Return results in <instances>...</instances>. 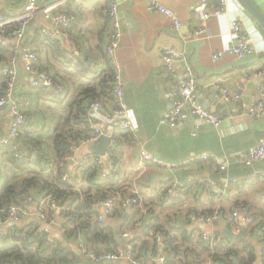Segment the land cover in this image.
<instances>
[{"label":"crops","instance_id":"crops-1","mask_svg":"<svg viewBox=\"0 0 264 264\" xmlns=\"http://www.w3.org/2000/svg\"><path fill=\"white\" fill-rule=\"evenodd\" d=\"M37 1L40 5L55 2L59 8L70 13L72 17L70 35L76 38L79 47L74 51L66 37L61 34H56L55 37L45 36V31H53L54 27L44 15H37L31 20L24 46L37 51L40 56L39 64L44 69L42 71L48 70L46 72L65 86V93L62 94L64 96L59 98L54 96L55 89L51 87L49 89L31 87V78L21 64L13 66L11 58L7 62H0V72L5 68L13 70L15 67L17 70L14 98L20 100L23 97L29 102L26 108L28 120L22 134L29 132L32 141L35 137L47 138L53 134L56 126L60 124V117L66 118L69 105L78 95L85 99L86 109L94 94L98 97L97 100H104L106 103V92L112 88H104L103 82L110 78L113 71L106 55L110 18L108 7L103 0ZM121 1L119 12L123 36L118 59L123 67L124 99L138 125L143 147L169 164L184 163L207 155L209 159L215 157L224 160L228 165L223 171L213 162L206 160L178 168L161 167L147 162L142 169L139 167L140 148L133 145L127 132H120L116 143L119 148L117 154L119 173L111 178L110 186L116 188L135 183L131 177L136 170H142V174L137 177L136 185L148 210L157 216V219L152 217L155 224L160 223L164 229L176 235L180 231L186 232L190 237L187 242L181 237H176L175 241L182 249L192 246L190 259H194L195 253L202 264H213L211 252L201 243V232L205 230L215 235L218 244H221L219 252L235 248L246 261L253 251L256 255L255 260L244 264H260L259 255L264 250V180L235 184L223 195L212 192L209 180L220 186L230 178L245 177L255 169H264V159L255 161L253 166H248L237 159L240 154H248L261 139H264V118L250 116L240 101L225 100L217 86H227L231 91L244 94L248 89L247 84L257 81L250 95L249 103L251 102L257 91L256 86L264 83L262 78L251 77L254 70L264 65V27L240 0H229L226 13L210 19L205 33L199 37L192 34L193 29L198 26V20L191 9L200 0H156L176 10L178 19L182 22L179 29L171 26L168 17L150 9L149 0ZM252 1L264 14V0ZM27 3L28 0H0V12L7 17L16 18ZM236 19H241L248 30L254 44V54L246 59L226 54L218 60L215 55L227 51L235 41L232 24ZM55 39L61 42L63 48L61 56H56L58 42ZM169 47L181 53V58L175 63L176 70L184 72L187 65L192 68L199 85L198 100L206 107L209 105L208 109L224 115V121L220 126L200 121L197 116L183 121L177 128L163 123L162 119L169 102L168 91L178 84L177 79L173 80L166 75L162 55ZM69 54L73 57H69ZM1 81L0 78V83ZM243 102L249 104L245 97ZM11 119V103H8L0 108V141L8 133ZM97 121L101 123L102 118ZM197 122L199 128L196 130ZM66 126L68 129L83 130L85 133L88 131L86 122L75 124L70 120ZM18 143L23 153H28L30 150L28 148L32 146L22 137ZM90 153L94 152L91 151L90 145H86L79 151L78 157L83 158ZM30 155L37 156L34 150L30 151ZM2 157L0 168L9 164L6 151L2 153ZM70 166L61 167L67 170ZM202 180H206L207 184H202ZM170 181L184 187L182 196L171 202L162 197ZM2 183L0 181V185ZM246 206L255 212V225L251 226L242 219L234 222H225L221 219L214 225L202 226L189 218L192 213H208L216 207L230 215L234 210ZM38 207L36 202L30 205L29 213L24 220L29 224L35 222L41 231L45 224L37 217ZM56 215L59 223L51 228V234L67 242L61 232L60 218L63 210L60 209ZM132 218V211L122 207L116 210L113 220L107 222L114 223L116 229H119ZM14 222L16 221L10 222L9 225L21 223ZM4 225L6 224L0 225V228L5 227ZM146 230L149 231V228L143 225L138 235ZM229 231L238 234L239 237L231 239ZM199 239L201 242H198ZM68 245L79 252L76 243L69 242ZM231 259L232 257L228 258V261ZM237 260L235 258L233 263ZM115 263L131 264L128 261ZM146 264L161 263L156 258H149Z\"/></svg>","mask_w":264,"mask_h":264},{"label":"built area","instance_id":"built-area-1","mask_svg":"<svg viewBox=\"0 0 264 264\" xmlns=\"http://www.w3.org/2000/svg\"><path fill=\"white\" fill-rule=\"evenodd\" d=\"M103 1L108 7V15L110 18L109 41L106 47V55L109 63L113 67V89L107 96L106 103L103 102L104 100H92L89 103L85 114L88 134L82 138L80 142L74 143L71 146L70 153L62 160V164L59 165H71L70 169L63 171V179L65 181L72 179L83 170L91 167L98 170L101 180L110 179L113 176L116 177L119 173V164H117L119 148L116 146V143L118 142V135L120 132H127L133 145L140 148V168L144 167L147 162L161 167L178 168L180 166L189 165L192 162L206 160L213 162L219 170H226L228 165L227 162L224 160L221 161L215 157L209 159L207 155H201L192 161L169 164L143 147L138 125L131 109H129L124 99L125 82L123 67L118 59V50L121 46L123 36L122 19L119 12L122 1ZM228 1L229 0H200L194 5L191 11L198 20V26L193 29L192 34L197 37L204 34L210 19L226 13ZM148 7L168 17L174 29H179L182 26V22L178 19L177 12L173 7L166 6L156 0H149ZM40 14L51 21L54 27L53 31H45V36L55 37L56 34H61L66 37L74 51L78 50V46L70 35V26L72 22L70 13L67 10L59 8L58 4L55 2L40 5L37 0H28L24 10L16 18L7 17L0 12V47L11 48L13 52L11 57L13 66L17 64L22 65L25 72L31 78V87L40 89H49L51 87L55 89V92H53L54 96L59 98L64 96L62 94L65 93V86L60 82H56L57 80L52 74L42 71L39 68L40 56L37 51L24 46L29 24L35 16ZM12 24H16V27L10 30L9 27ZM232 30L235 35V41L227 51L217 53L215 55L216 59L219 60L226 54L240 59H246L254 54L255 49L253 41L241 19H236L233 22ZM69 57H73V55L69 54ZM162 58L166 68V75L173 80H178V84L168 91L169 102L162 119L163 123L177 128L183 121H186L192 116H197L200 121L203 120L209 124L220 126L224 121V115L220 112L208 109L197 98L199 85L193 74L192 68L187 65L184 72L176 70L175 63L181 58V53L177 49L169 47L164 50ZM0 76L6 78L8 83L4 95L0 96V108L11 103L12 112L9 131L0 141V161L3 158L2 153L8 150H10L16 158L21 161H26L27 155L20 150L18 140L27 124L28 116L26 108L29 102L23 97L20 100L14 98L18 79V73L15 67L13 70L8 68L2 69ZM251 77L264 79V65L254 70ZM217 86L225 100L240 101L242 107L250 116L264 118V83L256 86V94L247 105L244 102L242 103L244 97L243 93L231 91L227 86ZM104 104H106V106ZM100 118H102V121L98 123L97 120ZM198 123L199 122H197L196 130L199 128ZM194 134H196V132ZM102 136L110 138V144L106 154L90 153L86 157H78V153L83 146L99 143ZM35 153L37 154V150ZM237 159L248 166H253L255 161L263 160L264 139H261L248 154H240ZM142 172V170H136L135 174L131 177V180L135 181V183L132 182L130 185H122L115 189L107 190L104 198H97L93 203V210L95 211L94 219L98 222L113 220L112 218L116 215V210L118 208H128L132 211V220L120 226L122 237L126 239L125 246L119 243L120 245L115 250L96 253L93 252L82 239H76L74 243L77 244L79 252L84 256L95 261H128L131 264H144L145 261L135 258L134 242L142 226L146 225L149 228V233L155 235L158 242L157 253L155 256L149 258H156L161 264H168L164 236L154 232V227L156 226L155 221L149 216L148 207L141 195L140 189L136 185L137 177H139ZM258 180H264V169H255L245 177L230 178L220 186L216 185L214 181L209 180V185L214 194L223 195L235 184L249 183ZM202 184H207V181L202 180ZM166 191V199L171 202L182 196L184 187L182 188L177 182L170 181ZM38 194L39 193L27 196L23 204H10L0 209V225L12 221H23L29 213L30 205L36 202L39 205L37 217L45 224V228H43V230L41 229L40 232L46 234V240L48 242H53L55 237L51 234V228L59 223L56 212H59L60 209L63 210V208L60 207L53 194L42 193L44 197L39 201L37 198ZM68 210H70V208H68ZM254 213V211L246 206L234 210L230 215H226L220 207H216L211 213H192L189 215V218L192 222L202 226L214 225L221 219H224L225 222H234L238 219H242V221L252 226L256 224V215ZM68 220L69 217L67 216H61L60 218L62 226L61 232L64 236L68 229L63 227V222H67ZM71 227H73V225L70 224L68 228L71 229ZM201 237L211 248H214L218 244L215 235L205 230L201 232ZM258 260L260 264H264V250L260 253ZM233 264L241 263L237 260Z\"/></svg>","mask_w":264,"mask_h":264},{"label":"trees","instance_id":"trees-1","mask_svg":"<svg viewBox=\"0 0 264 264\" xmlns=\"http://www.w3.org/2000/svg\"><path fill=\"white\" fill-rule=\"evenodd\" d=\"M15 27L16 24H12L9 29L12 30ZM55 41L58 42L56 56H61L63 54L61 42L57 39ZM76 45L79 44L76 43ZM12 55L13 52L10 47H0V62L9 61ZM39 67L41 68L40 64ZM41 70L44 69L41 68ZM0 78L2 79L0 96H2L8 83L6 78L2 76ZM112 81L113 71L110 78L104 80L103 87L113 89ZM112 89L106 92L107 96ZM97 98L94 94L90 101L97 100ZM84 100L82 96L78 95L77 99L71 102L66 118L60 117V124L56 126L54 133L49 137L39 136L33 138L32 141L29 132H24L20 136L30 142L28 145L32 144L28 148L30 149L29 152L25 153L27 155L26 161H21L10 150L7 151L9 164L0 168V181L3 182L0 185V209L10 204H23L27 196L37 193H51L60 207L63 208L62 216L69 217L67 222H63V227L68 229L65 235L66 241L69 243L75 242L76 239H82L93 252L101 253L115 250L120 245L116 235V225L112 222H98L94 219V200L100 197L104 198L107 190L115 189L110 186L111 178L100 180L98 170L91 167L83 170L76 177L65 181L63 179L64 167L58 166L70 153L71 146L80 142L88 134L83 130L68 129L66 126L70 120L75 124L86 122L84 117L87 109ZM83 115L84 117H82ZM31 150H37V156L30 155ZM166 195L167 191L165 190L162 194L165 200ZM212 211L213 209L208 213ZM148 214L157 219V216L153 215L154 213L150 210ZM70 224L73 225L71 229L68 228ZM4 226L0 228V264H116L115 262L92 260L82 253L74 251L65 240L54 238L53 242H48L46 234L39 231V226L35 222L29 224L23 220L20 224L9 225L7 223ZM154 232L165 236V251L169 264L201 263L200 258L196 257L193 252L194 259H190L192 246L182 249V246L176 244V237H181L186 242L190 239L186 232L180 231L178 235L173 234L164 229L160 223L154 227ZM201 241L211 252L213 264H233L235 258L244 264L247 261L252 262L256 258L254 252L251 251L248 260L246 258L244 261L240 251L235 248H230L227 251L220 250L219 252L221 244L211 248L202 237ZM157 251L158 242L155 235L149 233L148 230L141 232L136 237L134 242L135 258L145 261V264L149 257L155 256ZM230 257H232L231 262L228 261Z\"/></svg>","mask_w":264,"mask_h":264},{"label":"water","instance_id":"water-1","mask_svg":"<svg viewBox=\"0 0 264 264\" xmlns=\"http://www.w3.org/2000/svg\"><path fill=\"white\" fill-rule=\"evenodd\" d=\"M246 7L247 9L252 13V15L260 22V24L264 27V14L260 11V9H258V7L256 6V4L252 1V0H240ZM257 81H252L251 83H248V89L247 91L244 92V97H245V101L247 103H249L250 101V95L252 93V89L255 86V83ZM221 96V95H220ZM207 108H210L209 105L207 106ZM110 144V138L107 136H102L100 139V143L98 144H93L90 145V149L91 151H93L94 153H100V154H106L107 150H108V146ZM157 157V156H156ZM43 194L39 193L37 195L38 201L43 199ZM17 223V222H14ZM117 233V238L120 241V244L122 246H125L126 243V239H124L122 237L121 234V229H117L116 230ZM229 237L231 239H234L235 237H239L238 234L234 233V232H230L229 231Z\"/></svg>","mask_w":264,"mask_h":264},{"label":"rangeland","instance_id":"rangeland-1","mask_svg":"<svg viewBox=\"0 0 264 264\" xmlns=\"http://www.w3.org/2000/svg\"><path fill=\"white\" fill-rule=\"evenodd\" d=\"M167 211H171V210H167ZM120 228V227H119Z\"/></svg>","mask_w":264,"mask_h":264}]
</instances>
